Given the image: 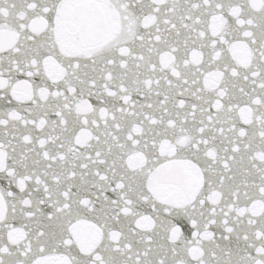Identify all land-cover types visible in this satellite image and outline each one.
Returning <instances> with one entry per match:
<instances>
[{"label": "snow or ice", "instance_id": "6c2138e0", "mask_svg": "<svg viewBox=\"0 0 264 264\" xmlns=\"http://www.w3.org/2000/svg\"><path fill=\"white\" fill-rule=\"evenodd\" d=\"M0 264H264V0H0Z\"/></svg>", "mask_w": 264, "mask_h": 264}]
</instances>
